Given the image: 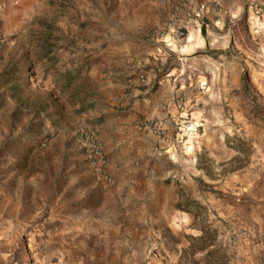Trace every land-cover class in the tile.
Masks as SVG:
<instances>
[{"label": "rangeland", "instance_id": "1", "mask_svg": "<svg viewBox=\"0 0 264 264\" xmlns=\"http://www.w3.org/2000/svg\"><path fill=\"white\" fill-rule=\"evenodd\" d=\"M163 1L0 0V190L25 200L26 214L39 207L26 222L0 214V264H82L54 241L51 201L78 210L96 183L80 133L99 132L121 35L149 4L162 17L151 14L132 42L147 41ZM203 31L208 45L158 61L178 69L183 103L161 150L176 192L171 223L110 264H264V10ZM204 232L213 246L200 251Z\"/></svg>", "mask_w": 264, "mask_h": 264}, {"label": "crops", "instance_id": "2", "mask_svg": "<svg viewBox=\"0 0 264 264\" xmlns=\"http://www.w3.org/2000/svg\"><path fill=\"white\" fill-rule=\"evenodd\" d=\"M194 2L205 6L206 28L213 29H220L228 16L241 15L246 9L253 16L264 10V0H221V12L215 9L213 0ZM156 12L162 14L159 7L152 8L148 4L144 20L138 16L131 21L133 28L129 33L121 35V46L115 51L118 57L114 71L110 72L109 85L103 93L106 98L110 94L116 99L109 102L104 98L105 104L108 103L103 107L104 120L98 127L99 132H95L109 159L112 184L101 186L102 180L89 169L96 183L84 189L79 209H72L69 198L63 197L61 201L52 199L48 211L47 223L52 228L54 241L62 243L63 249L69 250L82 264H110L111 257L124 259L131 242L172 220L168 208L174 207L176 192L174 186L167 183L168 168L161 155L163 145H170L172 137L160 140L139 130L137 123L144 118L171 116L177 119L183 106L182 92L176 85L180 78L175 76L178 69L165 71L159 68L158 61H164V52L176 54L208 43L202 37V30L195 26L172 50L162 42L167 39L152 35L147 41L132 42L145 28L144 21ZM141 75L146 76V84L140 82ZM79 143L83 149L80 140ZM83 153L88 166L84 149ZM91 200L95 207H87ZM32 205L26 214L25 200L13 198L8 190H0V214L5 221L33 220L39 214V207L37 202ZM95 210L101 214H95Z\"/></svg>", "mask_w": 264, "mask_h": 264}, {"label": "built area", "instance_id": "3", "mask_svg": "<svg viewBox=\"0 0 264 264\" xmlns=\"http://www.w3.org/2000/svg\"><path fill=\"white\" fill-rule=\"evenodd\" d=\"M163 2L165 6H168V9H165L163 20L151 35L154 38L167 39L162 42L169 50L174 49L182 40L187 38L192 26L203 30V27L207 25L205 6L195 3L194 0H164ZM213 4L218 12L223 11L221 0H213ZM140 82L146 84L145 75L140 76ZM137 127L160 140H167L173 131L180 129L179 123L171 116L144 118L138 121ZM79 140L86 152L91 172L105 183L112 184L113 178L109 173V159L101 139L95 132H81Z\"/></svg>", "mask_w": 264, "mask_h": 264}, {"label": "trees", "instance_id": "4", "mask_svg": "<svg viewBox=\"0 0 264 264\" xmlns=\"http://www.w3.org/2000/svg\"><path fill=\"white\" fill-rule=\"evenodd\" d=\"M202 32H204L202 30ZM207 233L204 232V235L195 238V241H197L199 243V245H202L201 247H198L197 249L200 251H205L206 249H208V247L213 246V244H211V240L209 239V237H207ZM211 244V245H210Z\"/></svg>", "mask_w": 264, "mask_h": 264}]
</instances>
